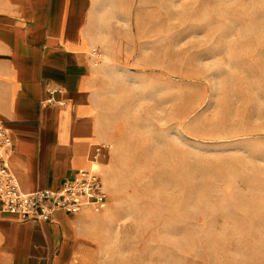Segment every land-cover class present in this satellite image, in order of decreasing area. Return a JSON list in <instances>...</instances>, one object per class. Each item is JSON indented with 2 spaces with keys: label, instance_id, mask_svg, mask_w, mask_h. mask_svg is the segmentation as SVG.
Listing matches in <instances>:
<instances>
[{
  "label": "rangeland",
  "instance_id": "1",
  "mask_svg": "<svg viewBox=\"0 0 264 264\" xmlns=\"http://www.w3.org/2000/svg\"><path fill=\"white\" fill-rule=\"evenodd\" d=\"M133 13L149 67L111 78L108 205L73 264H264V0Z\"/></svg>",
  "mask_w": 264,
  "mask_h": 264
},
{
  "label": "crops",
  "instance_id": "2",
  "mask_svg": "<svg viewBox=\"0 0 264 264\" xmlns=\"http://www.w3.org/2000/svg\"><path fill=\"white\" fill-rule=\"evenodd\" d=\"M134 4L0 0V123L10 131L8 162L22 191L57 190L84 169L105 177L112 150L102 109L111 78L149 67L139 63L147 38ZM51 87L63 106L44 103ZM89 210L56 211L47 222L0 212V264H73Z\"/></svg>",
  "mask_w": 264,
  "mask_h": 264
},
{
  "label": "built area",
  "instance_id": "3",
  "mask_svg": "<svg viewBox=\"0 0 264 264\" xmlns=\"http://www.w3.org/2000/svg\"><path fill=\"white\" fill-rule=\"evenodd\" d=\"M91 53L97 64L102 58V52L95 47ZM59 92L58 87L49 88L44 103L63 106L65 102L57 98ZM12 150L10 131L0 123L1 213L15 215L22 221L47 222L52 219L56 211L74 214L89 208L100 212L107 207L108 192L105 182L102 175L93 169L81 170L73 177L65 179L57 190L22 191L8 162Z\"/></svg>",
  "mask_w": 264,
  "mask_h": 264
}]
</instances>
